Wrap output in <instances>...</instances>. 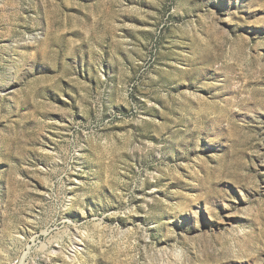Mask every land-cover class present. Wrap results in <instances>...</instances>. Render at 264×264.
I'll return each instance as SVG.
<instances>
[{
  "label": "rangeland",
  "instance_id": "1",
  "mask_svg": "<svg viewBox=\"0 0 264 264\" xmlns=\"http://www.w3.org/2000/svg\"><path fill=\"white\" fill-rule=\"evenodd\" d=\"M264 264V0H0V264Z\"/></svg>",
  "mask_w": 264,
  "mask_h": 264
},
{
  "label": "built area",
  "instance_id": "2",
  "mask_svg": "<svg viewBox=\"0 0 264 264\" xmlns=\"http://www.w3.org/2000/svg\"><path fill=\"white\" fill-rule=\"evenodd\" d=\"M13 264H20V263H19V261H14V263H13Z\"/></svg>",
  "mask_w": 264,
  "mask_h": 264
}]
</instances>
